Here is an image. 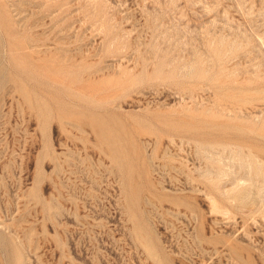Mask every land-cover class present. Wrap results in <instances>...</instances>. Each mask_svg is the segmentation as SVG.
I'll return each mask as SVG.
<instances>
[{
	"label": "rangeland",
	"instance_id": "rangeland-1",
	"mask_svg": "<svg viewBox=\"0 0 264 264\" xmlns=\"http://www.w3.org/2000/svg\"><path fill=\"white\" fill-rule=\"evenodd\" d=\"M0 264H264V0H0Z\"/></svg>",
	"mask_w": 264,
	"mask_h": 264
},
{
	"label": "bare ground",
	"instance_id": "bare-ground-1",
	"mask_svg": "<svg viewBox=\"0 0 264 264\" xmlns=\"http://www.w3.org/2000/svg\"><path fill=\"white\" fill-rule=\"evenodd\" d=\"M47 48H48V47H47ZM56 48H57V46H56ZM62 48H63V47H62ZM45 49H46V48H45ZM45 49L42 50V51H45V52H46L47 49H46V50H45ZM51 49H52V48H51ZM52 51H53V50H52ZM66 51H67V50H66ZM51 54H53V53H51ZM46 55H47V54H46ZM64 55H65V54H64ZM67 55H69V54H67ZM71 56L73 57V55H71ZM83 56H84V55H83ZM56 57H57V56H56ZM55 59H57V58H55ZM85 59H87V57H86ZM62 64H63V62H62ZM59 65H60V64H59ZM57 66H58V65H55L56 68H57ZM44 68H46V66H45ZM93 69H94V68H93ZM97 69H98V68H97ZM87 72H88V71H87ZM92 72H93V71H92ZM97 72H98V71H97ZM85 73H86V72H85ZM85 73H83V74H85ZM87 75H88V74H87ZM89 75H90V74H89ZM92 75L94 76V72H93ZM52 76H53V75H52ZM52 76H51V78H53ZM73 76H74V75H73ZM82 76H83V75H82ZM85 76H86V75H85ZM95 76H96V75H95ZM51 78H50V79H51ZM86 78H87V77H86ZM88 78H89V77H88ZM69 79H70V78H69ZM73 79H75V77H74ZM79 79H80V78H79ZM56 80H57V79H56ZM70 80H71V79H70ZM86 80H87V79H86ZM71 81H72V80H71ZM75 81H76V80H75ZM80 81H81V80H80ZM83 81H84V80H83ZM62 82H63V80H62ZM78 82H79V81H78ZM78 82H77V83H78ZM84 82H85V81H84ZM57 83H59V82H57ZM77 83H76V84H77ZM81 83H83V82H81ZM69 84H71V83H69ZM76 84H75V85H76ZM89 84H90V83H88V85H89ZM53 85H54V84H53ZM91 85H92V84H91ZM79 87H80V86H78V88H79ZM106 87H107V86H106ZM83 88H84V87H83ZM88 88H90V87H88ZM73 90H74V89H73ZM80 90H82V89H80ZM99 90H100V89H99ZM89 91H90V90H89ZM92 91H93V90H92ZM94 91H95V90H94ZM28 92H29V91H28ZM74 92H75V91H74ZM77 92H78V91H77ZM83 92H84V91H83ZM26 93H27V92H25V94H26ZM32 93H33V92H32ZM46 93H48V92H46ZM69 93H70V92H69ZM79 93H80V92H79ZM85 93H86V92H85ZM30 94H31V92H30ZM30 94H29V95H30ZM82 94H83V93H82ZM89 94H90V93H89ZM48 95H51V94L49 93ZM84 95H85V94H84ZM90 95H91V94H90ZM33 96H34V95H33ZM52 96H54V95H52ZM62 97H63V96H62ZM93 99H94V98H93ZM94 100H96V99H94ZM69 101H70V99H69ZM67 102H68V101H67ZM68 105H69V104H68ZM39 107H40V106H39ZM68 110H69V108H68ZM70 110H71V109H70ZM73 111H74V110H73ZM79 111H80V110H79ZM84 111H85V110H84ZM86 111H87V110H86ZM81 113H82V112H81ZM90 120H92V119L90 118ZM90 120H89V121H90ZM92 121H93V120H92ZM96 123H97V122H96ZM91 126H92V125H91ZM95 126H97V125L95 124ZM95 126H94V127H95ZM95 130H96V132H97V129H95ZM224 148L226 149V147H224ZM204 149H205V148H204ZM206 150H207V149H206ZM202 151H203V149H202ZM203 153H204V151H203ZM208 153H209V150H208ZM204 155L206 156V154H204ZM208 157H209V156H208ZM245 157H246V156H245ZM247 159H248V158H247ZM247 164H248V163H247ZM247 166H248V165H247ZM248 167H249V166H248ZM224 187H225V186H224Z\"/></svg>",
	"mask_w": 264,
	"mask_h": 264
}]
</instances>
